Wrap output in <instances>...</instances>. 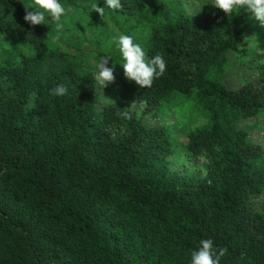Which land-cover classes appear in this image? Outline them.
Segmentation results:
<instances>
[{
  "label": "trees",
  "instance_id": "1",
  "mask_svg": "<svg viewBox=\"0 0 264 264\" xmlns=\"http://www.w3.org/2000/svg\"><path fill=\"white\" fill-rule=\"evenodd\" d=\"M62 2L53 43L25 22L28 0H0V264H190L208 238L221 264H264L257 20L207 0H121L104 18V0ZM115 33L167 67L141 88L116 64L118 103L101 105L89 60L120 63Z\"/></svg>",
  "mask_w": 264,
  "mask_h": 264
},
{
  "label": "clouds",
  "instance_id": "2",
  "mask_svg": "<svg viewBox=\"0 0 264 264\" xmlns=\"http://www.w3.org/2000/svg\"><path fill=\"white\" fill-rule=\"evenodd\" d=\"M206 4L222 10L225 14L238 13L243 10L249 17L255 18L264 25V0H207ZM26 14L24 20L30 25H51L53 43L59 42L64 37L66 22L69 15L68 7L62 0H28L24 5ZM122 8L121 0H104V6L98 2L91 4V11H95L102 18L106 10L117 11ZM31 9V11H28ZM119 53L120 63H113L111 56L102 55L95 59L93 64V78L96 86L103 92L109 84L115 82V65L119 64L125 78L134 82L141 88L151 87L155 79L164 74L167 62L160 53L149 57L145 48L138 41L135 34L115 33L110 40ZM112 66H109V61ZM53 97H64L69 94V89L63 83L55 85L50 90ZM124 118H130V113L122 112ZM227 249L217 247L213 239H201L198 248L190 253V264H221V258Z\"/></svg>",
  "mask_w": 264,
  "mask_h": 264
},
{
  "label": "rangeland",
  "instance_id": "3",
  "mask_svg": "<svg viewBox=\"0 0 264 264\" xmlns=\"http://www.w3.org/2000/svg\"><path fill=\"white\" fill-rule=\"evenodd\" d=\"M206 0H184V4L192 6H197L199 3ZM75 17V16H74ZM75 19V18H74ZM68 20L70 21V17L68 16ZM66 22V23H67ZM248 43L253 51H264V25H261L260 22L255 21L250 26V32L247 36ZM76 42V41H75ZM73 43V41H72ZM72 48V47H68ZM90 64L93 66L95 60L90 57ZM235 73V72H234ZM244 81H241V78H238L236 83L240 84ZM98 91L101 95V105H109L118 103V89L114 86V83L109 84L107 87L103 89V92L98 88ZM258 138L264 140V131L258 134Z\"/></svg>",
  "mask_w": 264,
  "mask_h": 264
}]
</instances>
